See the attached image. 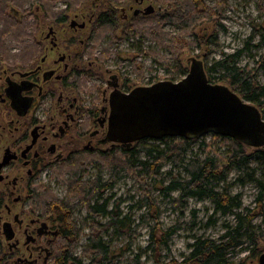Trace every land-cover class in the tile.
I'll use <instances>...</instances> for the list:
<instances>
[{
    "label": "flooded vegetation",
    "instance_id": "af4514ba",
    "mask_svg": "<svg viewBox=\"0 0 264 264\" xmlns=\"http://www.w3.org/2000/svg\"><path fill=\"white\" fill-rule=\"evenodd\" d=\"M74 1L77 7L84 6V11L71 15V2L60 1L64 8L54 12L51 19L54 26H63L69 20V29L79 34L96 25L103 14L114 26L119 14L121 21L130 24L129 29L155 12L152 5H143L149 0L126 1L125 5L123 0H106L107 9L101 12L97 9L102 0H93L92 4ZM149 6L153 12L145 15ZM54 26L45 36L31 39L37 52L32 65L24 67L18 59L0 65V264L53 261L62 229L60 215L68 213L74 204L67 191L68 181L89 179L85 176L90 164L107 151L102 148L131 150L137 142L151 139L152 123L151 127L143 124L135 104L148 103L154 96L145 89L159 84L162 87L158 90L165 91V85L179 86L186 77L179 82L164 80L129 89L132 85L125 87L122 82L128 83V79L111 74L101 92V105L96 108L93 101H85L80 94L82 89L96 88L87 87L88 82L102 80L98 71L110 51L95 46L100 38L95 29L88 36H57ZM206 85L216 84L206 78ZM250 113L247 109V116ZM168 133L163 137H171ZM52 179L64 182L63 198L51 194ZM82 209L86 215V209Z\"/></svg>",
    "mask_w": 264,
    "mask_h": 264
},
{
    "label": "trees",
    "instance_id": "16d2710c",
    "mask_svg": "<svg viewBox=\"0 0 264 264\" xmlns=\"http://www.w3.org/2000/svg\"><path fill=\"white\" fill-rule=\"evenodd\" d=\"M17 1L0 0V59L3 61H6L9 55V48L4 45L3 39L6 36H11L14 40H19V37L24 36V31L31 26L25 12V17L20 23L16 19L9 18L6 11L7 4L13 7L18 3ZM22 1L30 2L31 0ZM34 1H36L37 7L45 10L46 13L51 11L52 4L57 1L70 2V0ZM157 1H160L164 13L156 16L152 20L153 24L145 26L144 21L139 20L134 23L131 29L135 30L137 35L149 37L160 48L169 51L175 61V66L172 68L180 69L178 57L189 50L190 46L201 47L213 44L216 35L210 33L209 30H214L212 27H217L219 24L218 21L227 7L228 0H215L214 7L207 5L204 0ZM99 20L97 22L98 32H105L111 28L112 25L107 14H103ZM2 21H5L4 25H2ZM167 25L177 29L178 32L174 35L166 33L163 29ZM205 36H210V38L204 41ZM98 39L95 41V46L99 43ZM103 49L107 51L106 47ZM26 50H32L31 46ZM26 50L22 53L29 54ZM146 55H150V53ZM238 57L239 54L225 55L222 59L209 65L206 68L208 82L214 81L227 85L230 91L252 105L264 120V88L258 85L251 71L238 66ZM211 136L214 139L220 138L226 144L227 150L223 156L217 154V151H213L210 148V143L202 142L203 157L201 159L197 156L187 158V152L196 138L182 137L179 140L165 137L143 139L137 142L131 150L106 151L104 154L98 155V159L104 166L113 169V174L105 181L99 174L82 182L79 180L68 181L67 191L69 196L73 197L74 204L69 207L68 213L61 210L64 214L60 215L62 229L59 239L61 245L65 244V248L61 245L58 246L56 255L49 264H84L81 257L74 255V250L78 247L85 229L90 231L87 245L82 252V257L88 260L87 264H147L142 260V255L145 252L150 253L151 264H233L227 252L230 248L240 245L242 237L254 244L260 240V235L255 233L252 226L254 215L260 217L263 225L262 234L264 233V183L254 178L253 172L250 174L245 172V176L257 184L258 195L254 202L256 211L247 210L246 215L236 214V224L233 227H227L226 232L217 240L201 237L195 239L189 246L188 254L181 260L164 261L162 259V247H167L178 227L173 226L165 230L161 228L157 201L150 197V192L156 190L157 187L161 188L162 193L178 192L179 195L173 199L172 204L179 206L181 213L190 199L211 200L214 204V211L220 212L222 215L239 209L241 205L238 196H230L226 192L219 191V187L226 181L231 170L247 168L250 155L246 154L243 143L236 139L213 134ZM150 140H155L158 144H147ZM140 153H144V159L138 158ZM256 154L262 167L261 177L264 178V148L256 150ZM166 165H171L174 169L182 171L183 176L180 173L175 174L165 185L166 177L172 175L168 172L164 177L162 176L161 170ZM71 170L76 171V169ZM121 171L136 177L138 181H143L145 177H148L153 182L151 188L144 185L146 191L143 193V199L139 201L140 208L149 209L140 215V223H153V226L150 227L148 244L144 251L129 260L123 259L111 251L105 244L104 237L109 230H113V235L124 237L132 234L133 239L135 231L133 219L130 215H122L118 210V205H113L108 210V199L99 203L103 193L114 186L116 175ZM69 203L70 201L66 202V204ZM82 208L86 209L85 217L82 220L73 217V211ZM100 219H107V222L102 224ZM131 244L132 242L129 241L126 248L129 249Z\"/></svg>",
    "mask_w": 264,
    "mask_h": 264
},
{
    "label": "rangeland",
    "instance_id": "374dc122",
    "mask_svg": "<svg viewBox=\"0 0 264 264\" xmlns=\"http://www.w3.org/2000/svg\"><path fill=\"white\" fill-rule=\"evenodd\" d=\"M118 1L121 2L122 0H117L116 2ZM123 1L125 5L127 3L126 1L131 0ZM17 2L13 7L7 4L8 8L6 11L9 18L16 19L20 23L26 15L27 21L31 26L25 30L26 32L24 31V36L19 37V40H14L11 36H6L3 39L4 45L9 48V55L6 61L0 59V65L6 66V64H11L18 59V61L26 65L24 67H29L37 55L35 46L32 47L31 39H35L34 36H45L47 34L48 28L54 26L51 19L54 12H57L59 9L63 10L64 4L60 1L59 3H57L58 1L55 2L51 6V11L46 13L45 10L37 7L36 1L34 0L30 2L18 0ZM70 2L75 1L70 0ZM86 2L92 4L93 0H86ZM204 2L214 7L215 0H204ZM148 4L154 7L155 12L149 18L143 20L145 26L152 23V20L156 16L164 13L160 1L149 0L145 1L143 5L145 7ZM105 5H107L106 0L100 1L97 10L101 12L107 9ZM71 7V9L68 8L71 15L77 11L81 13L85 8L84 6L82 8L81 5L77 7V4L74 5L72 3ZM11 8L14 9L12 10ZM68 23L69 20L63 26H54V29L58 30L57 36H88L95 29L96 36H100L97 48L106 47L110 51V56L102 64L100 71H98V73H101L102 80L99 81L97 79L87 83V87L94 85L96 88H90L91 90L89 88L80 89L82 91L80 97L84 98L87 102L93 101V105L96 108H99L101 105V92L105 88V81L111 74H116L124 80L128 79V83L125 81L122 82H124L125 87L132 85L129 86V89L138 86H147L152 82L164 80L179 82L188 74L191 60L195 59L201 64L204 75L208 79L206 68L214 61L222 59L225 55L233 54H239L237 59L238 66L251 71L258 85L264 88V0H228L227 7L222 12V16L218 21L219 24L217 27H212L214 30H209L210 33L212 32L216 35L213 44L201 47L190 46L189 50L178 57L181 66L180 69L177 67L172 68L175 66V61L169 51L160 48L149 37L137 35L135 30L131 31L132 27L127 29L130 24L121 21L119 14L115 26L112 25L107 31L101 33L97 31V24H91L79 34V32L71 31ZM4 24L5 21H2V25ZM163 30L171 35L178 32L177 29L170 25L165 26ZM209 38L210 36H205L203 39L207 41ZM63 45L64 43H62ZM29 46H31L32 50H26ZM24 50L29 54L22 53ZM140 52H143V54H140ZM147 53H150V55H146ZM11 59L13 61H10ZM211 83L227 87L223 83H215L214 81H211ZM92 90H95L96 94H93ZM169 138L175 140L180 139V137ZM202 142L210 143V148L213 151H217V154L220 156H223L227 150L226 144L220 138L214 139L211 134H204L194 139V142L187 152V158L197 156V158L201 159L203 157L204 146ZM147 144L157 145L158 142L150 140ZM135 145H133V148ZM243 146L246 154L250 155L247 168L231 170L226 181L221 183L219 187V191L226 192L230 196H238L239 198L240 208L233 210L229 214L222 215L220 212L216 213L211 200L198 201L196 199L188 200L186 208L181 213L179 206L172 204L173 199L179 195L178 192L162 193L160 187L150 192V197L155 199L158 204L161 228L165 230L173 226L178 227L175 234L170 238L167 247H162L161 256L164 261L171 259L181 260L183 256L188 254L189 246L195 239L201 237L217 240L226 232L227 227H233L236 224V214L246 215L247 210L256 211L254 202L258 195L257 184L250 181L245 176V172L249 174L253 172L254 178L264 183V178L261 177L262 167L260 162H258V155L256 154L255 148L246 143H243ZM102 149L109 151V146ZM117 152L121 151L118 150ZM138 158L144 159V153H140ZM94 159V162L87 169L85 177L92 178L99 174L102 180H107L113 174V169L104 166L98 159V156ZM168 172L172 175L166 177L165 185L169 183V180L175 174L180 173L183 176L182 171L174 169L171 165H166L161 170L163 177ZM115 179L114 186L105 191L101 199H108V210L113 205H118V210L122 215H130L134 221L135 231L132 239V234L124 237L116 236L112 234L113 230H109L108 234L104 237V242L116 255H120L123 259L129 260L135 255L140 254L141 251H144L148 244L150 227L153 226V223H140V215L146 213L149 209L145 207L140 208L139 201L143 199V193L146 191L144 185L151 188L153 182L148 177H145L143 181H138L136 177L124 171L117 173ZM53 180L50 185L51 194L58 198H63L65 196L64 182L62 180L53 182ZM74 216L78 220H82L85 217L84 209L77 210ZM254 216L252 226L254 227L255 233L260 235V240L257 244H254L249 242L245 237H242L240 239V245L230 248L227 252L233 264H258V257L264 253L263 225L261 224L260 217ZM100 222L105 224L107 219H100ZM83 233L84 235L81 237L78 247L74 250V255L81 257L83 263L87 264L88 260L82 257V252L87 245V238L90 231L89 229H85ZM129 241L132 244L127 249L126 244ZM60 245L59 240L58 246ZM61 246L65 248V244ZM149 255L150 253L147 252L142 255V260L147 264H151Z\"/></svg>",
    "mask_w": 264,
    "mask_h": 264
},
{
    "label": "water",
    "instance_id": "95a60500",
    "mask_svg": "<svg viewBox=\"0 0 264 264\" xmlns=\"http://www.w3.org/2000/svg\"><path fill=\"white\" fill-rule=\"evenodd\" d=\"M152 12V6L144 10L145 15ZM179 86L167 84V90L161 91L158 89L162 86L157 84L145 89V93L154 95L148 103L135 104L134 110L144 120L143 124L151 127L152 123L151 139L163 138L168 130L171 137L194 139L212 133L236 139L255 150L264 146V121L260 114L227 87L206 85L201 64L195 59ZM247 109L251 112L248 116ZM115 117L112 114L111 118ZM258 264H264V253L258 257Z\"/></svg>",
    "mask_w": 264,
    "mask_h": 264
}]
</instances>
